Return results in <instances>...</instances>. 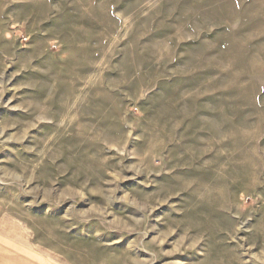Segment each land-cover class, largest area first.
Listing matches in <instances>:
<instances>
[{
	"label": "rangeland",
	"instance_id": "obj_1",
	"mask_svg": "<svg viewBox=\"0 0 264 264\" xmlns=\"http://www.w3.org/2000/svg\"><path fill=\"white\" fill-rule=\"evenodd\" d=\"M0 264H264V0H0Z\"/></svg>",
	"mask_w": 264,
	"mask_h": 264
}]
</instances>
